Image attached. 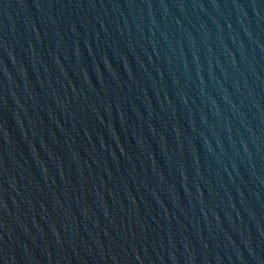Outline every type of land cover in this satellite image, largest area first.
<instances>
[{"label":"water","instance_id":"water-1","mask_svg":"<svg viewBox=\"0 0 264 264\" xmlns=\"http://www.w3.org/2000/svg\"><path fill=\"white\" fill-rule=\"evenodd\" d=\"M0 264H264V0H0Z\"/></svg>","mask_w":264,"mask_h":264}]
</instances>
